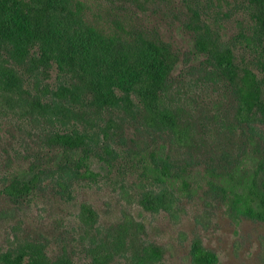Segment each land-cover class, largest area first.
<instances>
[{"label": "trees", "instance_id": "16d2710c", "mask_svg": "<svg viewBox=\"0 0 264 264\" xmlns=\"http://www.w3.org/2000/svg\"><path fill=\"white\" fill-rule=\"evenodd\" d=\"M237 1L240 31L231 40L223 39L213 25L216 17L207 12L214 0L187 1L191 17L185 27L195 54L204 58L203 87L220 88L229 96L233 131H239L243 152L247 149L253 160V176L232 185V208L240 217L264 223V0ZM124 18L107 32L88 20L80 0H0V108L30 115L53 129L49 141L69 157L58 163L56 180L75 181V175L96 179L102 170L110 171L120 157L116 150H122L115 138L127 123L170 137L177 145L194 140L183 120L184 106L172 99L179 57L157 32L139 27L129 10ZM52 71L57 73L53 86L48 83ZM151 158L152 164L141 160L151 182L139 193L138 203L147 212H172L183 190L168 181L183 175L170 158ZM246 166L237 157L229 176L245 172ZM35 169L30 179L12 180L4 193L17 200L32 191L45 173ZM80 219L95 228L98 214L83 204ZM124 236L119 231L112 244L96 246L94 264H108L119 255ZM190 254L192 264H218L216 253L199 238ZM162 256L161 248L148 245L134 259L148 264ZM1 264L76 263L65 253L50 256L42 243H26L3 254Z\"/></svg>", "mask_w": 264, "mask_h": 264}, {"label": "rangeland", "instance_id": "374dc122", "mask_svg": "<svg viewBox=\"0 0 264 264\" xmlns=\"http://www.w3.org/2000/svg\"><path fill=\"white\" fill-rule=\"evenodd\" d=\"M80 1L88 20L107 32L125 20L126 9L139 27L157 32L172 46L179 57L172 99L184 106L183 120L194 140L177 145L170 137L127 123L115 138L122 150H116L120 157L110 171L95 166L101 171L96 179L75 175V181L63 182L54 177L58 163L69 157L49 141L53 129L30 115L0 108V264L3 254L26 243L44 244L52 257L65 253L76 264H94L95 247L112 244L119 231L125 234V245L108 264H138L135 255L148 245L163 250L160 261L148 264H192L190 250L196 238L216 253L218 264H264V223L238 216L231 203L232 185L253 176V160L247 149L243 152L239 131H233L229 96L220 88L203 87L204 58L195 54L185 27L191 17L189 0H161L155 5L145 0H119L116 5L108 0ZM226 1L228 5L221 1L220 6L214 0L207 12L216 17L214 28L229 41L240 31V16L238 1ZM56 77L52 71L48 83L53 86ZM151 154L158 161L170 158L183 175L174 183L168 181L183 190L172 212H147L138 203L139 193L151 182L141 160L152 164ZM237 157L245 159L247 169L230 177ZM36 166L45 172L41 181L17 200L10 199L4 188L14 179L32 178ZM83 204L98 214L95 228L80 219Z\"/></svg>", "mask_w": 264, "mask_h": 264}]
</instances>
